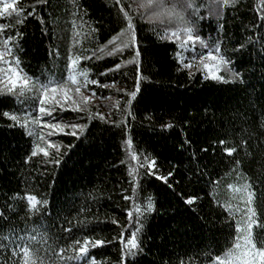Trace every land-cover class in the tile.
I'll list each match as a JSON object with an SVG mask.
<instances>
[{"label":"trees","instance_id":"16d2710c","mask_svg":"<svg viewBox=\"0 0 264 264\" xmlns=\"http://www.w3.org/2000/svg\"><path fill=\"white\" fill-rule=\"evenodd\" d=\"M5 2L14 7L0 15V51L30 80L0 86V264H217L244 227L249 191L264 221V0H161L159 19L143 0H121L136 63H126L136 45L109 44L130 39L116 0ZM178 3L191 5L177 8L183 19L166 17ZM189 27L204 41L190 44L197 57L219 46L223 79L185 67ZM173 31L179 38L168 39ZM41 85L76 86L95 102L43 116ZM38 115L65 133L42 143ZM71 124L84 127L71 135Z\"/></svg>","mask_w":264,"mask_h":264},{"label":"snow or ice","instance_id":"6c2138e0","mask_svg":"<svg viewBox=\"0 0 264 264\" xmlns=\"http://www.w3.org/2000/svg\"><path fill=\"white\" fill-rule=\"evenodd\" d=\"M40 3H44L45 0H39ZM224 3H228L229 0H223ZM116 3L120 5V10L123 12V15L125 18L128 19V24L127 28L128 31L130 32V39L125 41L124 39H119L118 37H113L112 40L109 41V44H113L114 48L113 51L120 50L122 51L124 48L131 47L132 45H136L135 49V55L132 60L127 61L126 63H136L137 59L140 57V51L139 47L136 41V33H135V26L131 21V17L129 16V13L127 11H124V6L121 4V0H116ZM190 4L186 3H178L176 5H173L170 9L167 11V15L170 17H175L177 20H182L183 17L181 16V13L177 11V8H184V7H190ZM14 4L13 3H7L5 2L3 4L2 9H0V15H3L4 13L8 12L9 9L13 8ZM139 8H143L146 11H151L152 15L149 17V19L156 18L159 19L161 16L165 15L164 12L158 11V9H162L165 6L161 3V0H143L142 3L138 5ZM4 26L0 25V29H2ZM184 31L187 33L186 40L184 43H192L195 44L197 41H199L202 45L204 44V41L199 37V35H193V28H185ZM125 33L122 30L121 36H124ZM168 39H171L172 37H177L179 38V32L178 31H173L170 34H167ZM11 37H9L7 40H5V44L8 43V40H10ZM119 39V43H117V40ZM183 47V43L181 45ZM207 47V45H204ZM215 51H219V46L216 47ZM111 54V53H110ZM3 54L0 53V58H2ZM208 58L216 60L217 57L213 56L212 51L210 50L208 53ZM219 59L223 60V57H220ZM203 62V59H202ZM121 67L120 64L115 65V69H119ZM185 67H191V65H185ZM206 68H210V65H205ZM108 71H113V69H109ZM9 72L13 74V76H10L8 79V83L5 84V87L9 92L13 90V88L16 87L18 81L22 80V85L21 87L28 86L30 77L28 76H23L21 77L19 72H17L16 69H9ZM107 72L101 73V75H106ZM140 71H139V65L137 64V79H139ZM212 79H223V77L218 76L216 74H213ZM73 83H75V80H73ZM90 83L92 84H98L97 80H91ZM11 85V86H9ZM102 87H109V85H101ZM137 85V89H138ZM42 88V95L41 98L39 99V107L38 111L41 113L43 116H52L53 111L56 110L57 107L61 111H77V110H83L79 109V106L76 105L73 107V105L76 104L74 100H71V98L68 96V91L66 89L60 88V86H55L52 87L51 90L44 86L41 85ZM31 90V89H29ZM60 91L61 97L58 98L56 96V93ZM75 92L79 93L80 88L76 87ZM95 95V92H93V96ZM132 97H135L137 95L136 92L131 93ZM82 100L86 102L88 100V97H82ZM67 103V107H66ZM5 116L8 115V113H4ZM98 116H100V119H103V116L97 113ZM12 120H16V116L11 117ZM48 129H50L49 135H54L57 133H63L64 132V127L60 123H48L45 125ZM72 129L76 128H83V125L79 124H71L70 125ZM171 127V125H169ZM71 135H76L75 131H72L70 133ZM223 143V142H221ZM37 149L42 152L45 156L48 155V153L43 149L39 148V145H37ZM225 151L231 155L232 152L235 151L234 148H229L225 149ZM37 151H32L31 156H36ZM135 159V157H133ZM55 163H59V161H55ZM149 174L151 175H156L155 171L153 169L155 168V161H153L149 166ZM171 175V173H169ZM157 179L162 180L164 183L168 182V177L166 176H156ZM135 178H133L132 183L135 184ZM127 198V197H126ZM27 199L31 202L32 200L35 199V197L29 196ZM195 197H190L186 200L187 204H192L194 203ZM255 202V193L249 191L248 192V197H247V205L248 207L246 208L245 215L247 216V222L244 225L243 229L241 230L240 226L237 225V232L238 235L236 237V243H235V251H230L229 253L226 254V258L224 260H221L219 257H217V262L218 264H264V260L258 259L259 257H264V235H261L259 239H254L253 238V227L256 226L257 229H264V221H260L257 215V207H254L253 204ZM129 217H131L132 213L128 212ZM122 239L121 243H124L123 240V233H121ZM135 238L133 237L132 240L128 241L132 245L133 248L136 247L135 244ZM77 243H79L77 241ZM89 241L85 239L84 241V246H81L78 251L82 254H86L88 249ZM92 243V247L100 246L103 244V241L101 240H95ZM259 243V247H257V244ZM25 255H27V252H25Z\"/></svg>","mask_w":264,"mask_h":264},{"label":"rangeland","instance_id":"374dc122","mask_svg":"<svg viewBox=\"0 0 264 264\" xmlns=\"http://www.w3.org/2000/svg\"><path fill=\"white\" fill-rule=\"evenodd\" d=\"M168 16L169 15H167L166 17H168ZM187 44H189V45H187ZM190 44L191 43H183V47L181 46V49H183V51H184L183 53L184 54H188V52H191L190 53L191 54L190 59L188 61L186 59L187 62L185 63L186 65H191V67H188V69H190V71H198V70H200L208 78H211L213 74H216V75L222 77V72L225 71L226 67H225V62L223 60L219 59L220 55L218 54V52H212L213 56L217 57L216 60L209 59L208 55L203 56V57H197L198 55L196 53H198L197 52L198 49L195 48V50L193 51V49H191L193 46L190 45ZM2 52L0 51V53H2ZM2 54H3V56H2V58H0V86L3 87V88H6L5 84L8 83L9 77L13 76V74L9 72V69H16L17 72H19L21 77H23V75L19 71L17 66L14 65L11 62L10 58L8 57V54H6V52H3ZM187 56H189V54ZM202 59H203V62H202ZM205 65H210L211 67L210 68H206ZM213 80H220V79H213ZM21 85H22V80L18 81L16 87L13 88V90L17 91L20 88L21 89H25L27 87V86H25V87L22 88ZM9 86H11V85H9ZM60 88L66 89L68 91V96L71 98V100H74L76 102V104L73 105V107H75L76 105H78V106H80L82 104L85 105L86 103H89V102H95V101H91L92 100V96L88 95L82 89H80L79 93L75 92L76 86L71 87L69 85V86H64V87H60ZM56 96L58 98H62L60 91H58L56 93ZM82 97H88V100L86 102H84L82 100ZM37 114H40V113L38 112ZM42 117L43 116H40V115L37 116L38 120L35 121V124H33L34 125L33 127L37 129L39 141H41L42 143L43 142L45 143L46 141L50 142L49 140H50V138L53 135H49L50 129H48L45 126L46 124H48V122H44L42 120ZM78 129L79 128H76V129H72L71 128L72 131L78 130ZM63 133H65V127H64V132ZM243 195L247 196V194H245L243 191H241L240 195H238L239 199ZM240 200H242V199H240ZM30 203L32 205H34V204H36V200L34 199ZM235 215H238V216H241V217L243 216L242 213L239 210H237L235 212ZM244 216H245V212H244ZM245 218H246V220L242 223L243 225H245L246 222H247V216ZM241 230H242V228H241ZM231 251H235V244H234V247L232 248ZM225 258L226 257H222L220 259L224 260Z\"/></svg>","mask_w":264,"mask_h":264},{"label":"clouds","instance_id":"9594fccd","mask_svg":"<svg viewBox=\"0 0 264 264\" xmlns=\"http://www.w3.org/2000/svg\"><path fill=\"white\" fill-rule=\"evenodd\" d=\"M258 259H260V260H264V257H259Z\"/></svg>","mask_w":264,"mask_h":264}]
</instances>
